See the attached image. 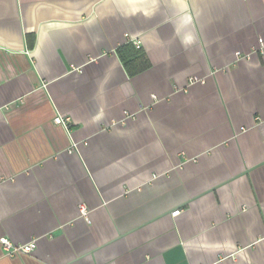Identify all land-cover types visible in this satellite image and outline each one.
Instances as JSON below:
<instances>
[{
  "label": "crops",
  "instance_id": "1",
  "mask_svg": "<svg viewBox=\"0 0 264 264\" xmlns=\"http://www.w3.org/2000/svg\"><path fill=\"white\" fill-rule=\"evenodd\" d=\"M261 41L264 0H0V264H264Z\"/></svg>",
  "mask_w": 264,
  "mask_h": 264
},
{
  "label": "built area",
  "instance_id": "2",
  "mask_svg": "<svg viewBox=\"0 0 264 264\" xmlns=\"http://www.w3.org/2000/svg\"><path fill=\"white\" fill-rule=\"evenodd\" d=\"M132 43H134V45L139 49L141 48V42L140 41H135V40H131ZM261 47H264V42L261 41ZM54 124H57V126H61L63 127L68 134H70V124H71V120L70 118L64 117L60 114H57V116L54 118ZM76 143H72V147L71 150H76ZM81 214L83 216L87 215V210L85 208V206H81L80 208ZM180 210H177L176 212H174L173 216H177L178 214H180ZM1 244H2V249L4 250V252L6 253L7 256L9 257H17V256H22V255H29L31 254L37 247H36V243L33 241L29 244H24V245H14L12 244L10 241H8L7 239H2L1 240Z\"/></svg>",
  "mask_w": 264,
  "mask_h": 264
}]
</instances>
